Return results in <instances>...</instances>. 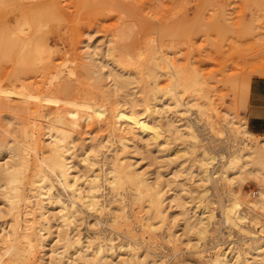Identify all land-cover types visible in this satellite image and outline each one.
Masks as SVG:
<instances>
[{
    "label": "rangeland",
    "instance_id": "374dc122",
    "mask_svg": "<svg viewBox=\"0 0 264 264\" xmlns=\"http://www.w3.org/2000/svg\"><path fill=\"white\" fill-rule=\"evenodd\" d=\"M87 47L104 74L112 69L125 76L140 53L154 55L159 61L155 72L161 73L159 88L168 82L165 72L170 69L166 66L178 68L190 87V94L181 97L198 106L184 118L173 106L176 93L158 94L150 102L161 111L169 109L180 123L194 121L197 141L178 137L165 124L166 118L149 114L142 95L138 94L141 98H136L132 109L124 102L125 90L105 91L112 88L110 77L103 81L104 87H98L83 63L87 62ZM189 76H194L201 88L193 89L196 84ZM254 77L264 78V0H0V140L16 137L33 120L51 121L70 133L77 161L74 169L83 172L86 168L78 162L83 147L106 137L107 118L112 113L113 120L127 132L128 146L122 152L126 161L146 171L150 179L157 178L165 191L168 217L155 232V241L140 227L146 217L152 221L153 215L136 207L130 188V195L125 191L122 197L104 190L105 200L117 199L131 217L130 234L123 226V230H113L117 226L107 213L102 214L103 222L95 223L98 214L86 208L81 220L66 229L70 235L79 231L83 236L98 231L96 242L107 243L105 239L111 238L114 256L119 254L120 243L129 242L137 248L141 264H150L152 259L156 264H208L219 249L228 253L233 248L243 249L262 232L264 214L261 222L253 220L251 216L259 210L249 205L258 197L259 188H264V146L259 144L264 137L234 132L241 130V124L246 126L247 89ZM142 79L135 88L130 86L132 90L146 86L148 77L143 75ZM223 123L227 124L226 131L220 135L217 128ZM244 143L255 150L253 161L242 168L244 172L239 174L240 169H234L229 182L217 178L206 185L204 203L221 224L203 240L198 257L185 244L187 236L194 240L193 231L184 227L185 213L194 203L192 190L199 179L196 155L199 157L202 149L210 152L215 156L213 168L219 169L225 160L220 156ZM112 152L111 146L92 158L106 167ZM8 158V153H2L0 163ZM225 189L239 200L234 212L246 216L241 222L234 215L224 216L228 199ZM2 190L0 187V228L7 229L10 215ZM173 198L183 207L170 201ZM111 212L115 213L113 209ZM55 223L53 220L52 230L57 228ZM167 228L179 238L174 248L164 237ZM51 246H56L55 240ZM49 253L44 254L42 248L36 263L48 264ZM123 257L125 253L117 255L115 261Z\"/></svg>",
    "mask_w": 264,
    "mask_h": 264
},
{
    "label": "bare ground",
    "instance_id": "6f19581e",
    "mask_svg": "<svg viewBox=\"0 0 264 264\" xmlns=\"http://www.w3.org/2000/svg\"><path fill=\"white\" fill-rule=\"evenodd\" d=\"M87 48V51L84 52L87 62L83 63L86 72L94 75L91 77L98 87L101 85L104 87L103 81L106 80V77H110L112 88L107 87L105 91L125 90L124 102L129 103L132 109L136 106V98L140 97L138 94L142 95L140 98L145 104L144 106L149 108V114L157 113L161 115V118H166L164 119L165 124L168 128L173 129L178 137L182 139L187 137L193 142L197 141L198 134L193 126L194 121L189 122L188 120V123H180L179 119L176 120V117L175 119L170 115L169 109L161 111L157 107L155 108L156 103L151 105L150 102L152 98L155 101L158 94L176 93L177 96L173 98V106L181 115H184V118H186L185 114H188V111L197 105L191 103V100L184 102L181 97L186 92L189 93L190 87L187 86L186 80L180 74L181 72L179 73L178 68L166 64V68L170 69L169 73L168 70L165 72L169 74L168 77L165 75L168 82L164 88H159L160 75L158 74L160 72H155L159 61L154 55L140 53L137 56L138 62L126 71L127 75L123 76L112 69H108L107 74L102 73V66L96 64L93 51H90L89 47ZM162 58V61H167L164 57ZM162 61L160 60V62ZM143 63L146 67H142ZM143 75L148 77L145 80L146 86L132 90L130 86L133 85L135 88V85L143 83ZM192 77L194 78V76L190 77L191 82L196 84L192 88H201L199 87L201 85ZM196 79L199 80L197 77ZM152 119L155 120L156 117ZM30 123L28 127L22 128L16 137L0 140V155L6 152L9 157L4 163H0V187L3 189V199L10 215L7 229L0 228V264H37L36 259L42 248L44 254L50 252L47 257L48 264H141L142 260L134 244L120 243L117 246L118 252L120 255L125 253L126 257L115 261V257L119 254L113 255L111 238L105 239L107 243H103L95 241L98 238V231L86 236L81 235L79 231H75L72 235L66 232V229L70 228L72 224L81 220V212L83 208H86V210L98 214L99 218L94 221L95 223L103 222L102 214L107 213L108 219L117 226L113 230L119 231L118 228L123 226L125 232L130 234L132 232L131 217L127 215L125 208L117 199L106 201L104 198L105 189L123 196L130 191L127 190L130 188L133 190L130 191L133 192L131 200L136 207L153 215L152 221H149L151 217L148 216L147 220L140 223V227L143 233H148L151 241H155L153 239L155 232L162 228L168 217L165 203L167 197L165 191L159 186L157 178L150 179L146 171H139L133 167V163L126 161L127 157L122 154L129 141L125 128L113 120L111 113L107 118L106 137L83 147V157L78 162H82L86 169L81 172L74 169L77 161L73 155L74 143L69 132L61 126L52 124L51 121L33 120ZM208 123L211 124V122ZM5 124H7V120H5ZM223 124L217 128L220 135L226 131L224 128L227 127V124ZM240 127V131L235 129L234 132L252 134L245 124H241ZM44 135H46V139ZM259 144L264 146V141ZM111 146L112 159L108 165L106 167L97 165L98 159L96 160L92 156L96 157L102 154L105 149ZM193 153H195L194 150H191V154ZM253 153L255 150L247 143L235 147L233 151L229 150L227 155L220 156L221 159L225 157V160L220 164L221 168H217L219 175L217 169L213 168L215 161L213 154L202 149L199 157L196 155L197 159L194 161L199 169V174H197L199 179L196 187L192 190L195 193L194 203L191 210L185 213L184 227L186 231H193L194 240L187 236L185 244L191 246L198 257L201 256L202 248L200 246H202L203 240L208 236V233L221 224L219 221H215L213 212L204 203L203 198L208 192L206 185L217 178L229 182L230 171L234 169L237 171L240 169L239 174L244 172L242 168L253 161ZM224 192L228 196L227 203L223 206L224 216L234 215L235 219L241 222L246 216L234 212V204H237L239 200L233 197V193L229 189H225ZM170 201H174L176 206L183 207L177 198ZM170 207L172 206L170 205ZM249 207L252 210H259V214L256 212L251 216L253 220L259 221L264 214L263 187L259 188L258 197L251 201ZM54 209L56 210L54 211ZM111 209L115 213H112ZM53 220L56 221V230H52ZM261 230L264 231L263 227ZM261 233L255 234V238L243 249L233 248L229 250V253L227 250L219 249L215 252L214 257L208 259L207 263L262 264L264 234ZM164 237L166 242L173 245V248L176 247L174 245L177 240L179 241V238L174 236V232L170 228L166 229ZM54 240L56 246L52 247L51 244ZM180 242L183 243L182 240ZM41 259L44 257L41 256ZM145 263L148 264V262ZM150 264H156V260L152 259Z\"/></svg>",
    "mask_w": 264,
    "mask_h": 264
},
{
    "label": "crops",
    "instance_id": "0c3cea01",
    "mask_svg": "<svg viewBox=\"0 0 264 264\" xmlns=\"http://www.w3.org/2000/svg\"><path fill=\"white\" fill-rule=\"evenodd\" d=\"M247 93V129L264 137V78H251Z\"/></svg>",
    "mask_w": 264,
    "mask_h": 264
}]
</instances>
